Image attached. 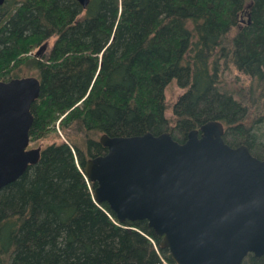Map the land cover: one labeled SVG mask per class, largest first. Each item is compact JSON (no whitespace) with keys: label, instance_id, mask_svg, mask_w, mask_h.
I'll use <instances>...</instances> for the list:
<instances>
[{"label":"trees","instance_id":"obj_1","mask_svg":"<svg viewBox=\"0 0 264 264\" xmlns=\"http://www.w3.org/2000/svg\"><path fill=\"white\" fill-rule=\"evenodd\" d=\"M22 67L39 80L28 142L62 140L0 189V264H174L145 221L92 200L82 164L104 152L100 134L181 142L217 120L225 143L264 159V0H4L0 80Z\"/></svg>","mask_w":264,"mask_h":264},{"label":"water","instance_id":"obj_2","mask_svg":"<svg viewBox=\"0 0 264 264\" xmlns=\"http://www.w3.org/2000/svg\"><path fill=\"white\" fill-rule=\"evenodd\" d=\"M84 8L89 0H75ZM4 0H0V6ZM248 21V20H247ZM35 76L0 80V189L39 158L28 148ZM219 121L181 142L159 134L108 136L82 164L92 200L120 223L145 221L174 264H241L264 255V159L246 145L229 146Z\"/></svg>","mask_w":264,"mask_h":264},{"label":"rangeland","instance_id":"obj_3","mask_svg":"<svg viewBox=\"0 0 264 264\" xmlns=\"http://www.w3.org/2000/svg\"><path fill=\"white\" fill-rule=\"evenodd\" d=\"M54 37H49L47 38L44 42H42L39 47L35 50L32 51L31 55L38 57V56H42L45 55L49 49L50 46L53 42ZM20 72L17 73L18 77H23V76H34V74L31 71L26 70L24 67L19 69ZM182 92V89H180L176 84L174 80H171L170 83L167 85L165 92H164V98L165 100L170 104L172 103L178 94H180ZM166 115H169V112H166ZM260 133L264 134V125L261 126L260 128ZM62 140V138L60 137L55 138V137H49L47 138L45 141H41V142H36V143H28V148L29 147H36V146H42V144L44 142H51V141H60ZM246 262V261H245Z\"/></svg>","mask_w":264,"mask_h":264},{"label":"flooded vegetation","instance_id":"obj_4","mask_svg":"<svg viewBox=\"0 0 264 264\" xmlns=\"http://www.w3.org/2000/svg\"><path fill=\"white\" fill-rule=\"evenodd\" d=\"M242 20V19H241Z\"/></svg>","mask_w":264,"mask_h":264}]
</instances>
